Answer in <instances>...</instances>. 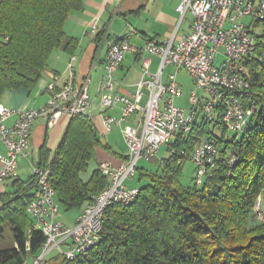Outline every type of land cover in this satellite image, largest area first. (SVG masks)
<instances>
[{
    "label": "trees",
    "instance_id": "obj_1",
    "mask_svg": "<svg viewBox=\"0 0 264 264\" xmlns=\"http://www.w3.org/2000/svg\"><path fill=\"white\" fill-rule=\"evenodd\" d=\"M83 2L0 0V98L6 91L34 90L54 51L75 52L65 25ZM257 26L264 28V19L253 29ZM251 31L257 47L244 63L249 88L236 93L244 107L256 108L244 132L227 139L222 104L212 121L199 110L191 131L168 145L160 173L136 167L138 181L145 178L146 183L131 204L105 209L94 247L72 262L55 254L44 264H264V220L254 213L260 196L264 217V34ZM208 137L215 139V167L199 185L185 188L179 183L183 164ZM99 145L92 121L76 115L51 160L44 149L40 152L36 166L49 169L56 201L67 213L81 211L108 184L99 170L85 182L80 178ZM231 155L236 159L229 166ZM33 187L30 176L12 196H0V236L8 227L14 242L12 248L0 249V264H25L28 257L36 260L40 255L45 238L38 230L28 231L26 209L34 195L27 192Z\"/></svg>",
    "mask_w": 264,
    "mask_h": 264
},
{
    "label": "built area",
    "instance_id": "obj_2",
    "mask_svg": "<svg viewBox=\"0 0 264 264\" xmlns=\"http://www.w3.org/2000/svg\"><path fill=\"white\" fill-rule=\"evenodd\" d=\"M177 8L181 17L191 16L190 33L164 41L150 40L142 48L130 43L128 35L110 43L103 67V77L99 83V97L104 112L119 107V116L106 113L100 115L103 128L108 132L113 126H120L121 135L127 149V157L116 168L108 161L99 163L98 170L108 180L107 186L76 216L72 225H67L59 215V205L48 168L34 166L36 193L27 205L31 220L28 231L38 230L45 241L39 258L50 252H58L66 261L72 262L84 256L99 239L103 212L111 204L129 205L139 194L138 187H128L126 179L135 174L138 161L151 160L163 145L176 136L185 137L197 119L198 110L206 121L215 117L217 106L223 105L221 121L235 134H241L256 111L254 107H244L236 96L249 88L246 79L245 59L254 53L257 40L251 31L258 21L264 19V0H180ZM250 19L246 24L243 18ZM95 23L92 32L95 31ZM127 53H148L160 59L158 70L149 72L148 61L143 62L142 79L136 84L134 94L126 96L115 92L116 71L120 68ZM220 56V63L216 60ZM65 82L55 89L49 83L45 90L50 93L42 107L9 109L0 106V140L4 152L0 153V180L17 176V159L29 155L31 127L34 121L43 116L52 127L61 118L87 115L90 108L88 95L89 79L76 82L71 62ZM169 64L175 73L186 71L192 78L194 90H200L204 98L199 99L194 91L189 97L191 108L184 110L174 105V98L181 95L175 73L168 75V83H161L163 67ZM147 99L141 105L144 93ZM200 105V106H199ZM140 112L137 125L125 124L127 117ZM15 116L12 125L6 121ZM217 148L215 139H204L191 153L189 161L194 164V181L199 185L211 169L215 167ZM231 155L229 166L235 161ZM181 161L179 160V163ZM257 197L255 216L261 221L264 217Z\"/></svg>",
    "mask_w": 264,
    "mask_h": 264
},
{
    "label": "crops",
    "instance_id": "obj_3",
    "mask_svg": "<svg viewBox=\"0 0 264 264\" xmlns=\"http://www.w3.org/2000/svg\"><path fill=\"white\" fill-rule=\"evenodd\" d=\"M179 4L180 0H84L82 9L72 12L65 25L66 35L75 41V52L70 55L63 50L54 51L48 61L49 66L44 71L35 89L29 91L20 88L6 91L0 98V106L9 109H37L44 106L50 97V93L45 90L46 86L51 82L54 83L56 90L59 89L67 78L68 64L71 56H73L74 60L71 64H73L72 69L76 82H80L85 77L89 79L88 95L91 104L87 117L94 124L100 142L95 151V158H93L95 161L93 171L98 170L99 163L102 161H108L111 166L120 164L127 156V149L120 132L121 127L115 125L107 132L103 128L100 119L104 109L100 102L98 88L103 77V67L108 47L111 42L126 34L128 35L130 31H133V34L130 35V43L138 48H142L150 40L161 42L172 36L178 39L190 33L191 16L185 14L181 17L177 11ZM94 23L96 28L92 32ZM144 61H148L150 73L153 74L158 70L160 59L156 55L148 53L125 54L120 68L116 71V93L126 96L134 94L136 84L142 79ZM166 69L167 74L164 76ZM170 73H175V69L173 66L166 64L161 74L163 85L168 83ZM175 77L181 89V95L175 97V99L183 100L188 107L182 108L180 105H176L175 99L173 101L174 105L184 110L190 109L189 97L193 91L199 99V104H201L204 94L200 90H194L190 75L184 70H179L175 73ZM185 82L190 83L189 86L192 89L186 98L179 99L182 98V88ZM143 93L142 106L146 102L147 91L143 89ZM198 108L200 110V107ZM104 113L119 116L120 110L119 107H115L106 110ZM140 115V112L131 114L127 117L125 124L131 127L137 125ZM15 118V116H12L6 121V124L8 126L12 125ZM47 119L41 116L34 121L28 145L29 155L27 158L17 159V176L15 178L0 180V196H12L17 192L18 183L27 181L31 176L32 168L38 165L41 160L40 152L42 149L48 153L47 161L51 160L70 118H61L52 127H48ZM2 146L0 140V153L4 152ZM35 193V187L28 189V195L32 196ZM79 212V210L68 212L71 223L74 222Z\"/></svg>",
    "mask_w": 264,
    "mask_h": 264
},
{
    "label": "rangeland",
    "instance_id": "obj_4",
    "mask_svg": "<svg viewBox=\"0 0 264 264\" xmlns=\"http://www.w3.org/2000/svg\"><path fill=\"white\" fill-rule=\"evenodd\" d=\"M242 21L246 24L249 23L250 19H248L247 17L246 18H243ZM255 31V34L260 36L262 34H264V28L263 27H255L254 29H252ZM262 41H264V37L262 38ZM220 56L218 57V59L216 60V65H218V63H220ZM167 74V69L165 70L164 72V76ZM190 83L188 84L187 82L184 83V86L182 88L183 90V95H182V98H179V99H184L187 97V95H189L190 93V90L192 89V87L190 88ZM199 92V91H198ZM175 99V98H174ZM175 103L176 105H180V107L182 108H187L188 105L186 103H184L183 100H178V98L175 99ZM186 110V109H185ZM188 110V109H187ZM214 134L215 135H219V131L218 130H213ZM235 136V133L230 131V130H227L226 132V137L227 139L231 140L233 137ZM174 140H170L166 143V145H163L160 150L158 151V153L149 161H138L137 163V167L139 169H143V170H146L148 172H151V173H160V165L162 164V161L167 159L168 156H169V152H168V145L173 143ZM157 161V163H155ZM119 164L117 165H112L113 168H116ZM95 168V161L94 159L91 160L89 163H88V166H87V170L82 172L80 174V178L85 182L88 180V178L90 177L92 171L94 170ZM194 164L192 162H190L189 160H187L184 164H183V167H182V176L180 177V180H179V183L181 184V186L185 187V188H192L195 181H194V177H195V172H194ZM138 177H139V173L136 172V174L132 177V178H129V179H126L124 184L126 186H134V187H137V186H142L146 183V179L143 178L141 181H138ZM59 215H60V219H62L64 222L66 223H69V225H72L73 223H71L69 217H68V213L65 212V210H63L62 207H59ZM14 245V242H13V238H12V234H11V231L9 230V228H5V231L4 233L0 236V249H9V248H12ZM55 254H58V252H50L49 254H47L46 256H44L43 258H39V256L35 259H32L30 257H28L25 261V264H44L45 263V260H47L48 258H50L51 256L55 255ZM61 255V254H60ZM44 259V260H43ZM43 260V261H42Z\"/></svg>",
    "mask_w": 264,
    "mask_h": 264
}]
</instances>
